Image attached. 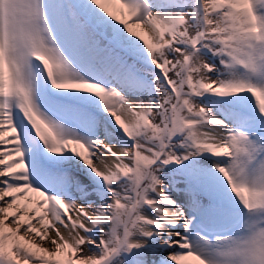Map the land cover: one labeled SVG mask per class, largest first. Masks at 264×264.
<instances>
[{
  "label": "snow or ice",
  "instance_id": "snow-or-ice-1",
  "mask_svg": "<svg viewBox=\"0 0 264 264\" xmlns=\"http://www.w3.org/2000/svg\"><path fill=\"white\" fill-rule=\"evenodd\" d=\"M0 264H264V0H0Z\"/></svg>",
  "mask_w": 264,
  "mask_h": 264
},
{
  "label": "bare ground",
  "instance_id": "bare-ground-1",
  "mask_svg": "<svg viewBox=\"0 0 264 264\" xmlns=\"http://www.w3.org/2000/svg\"><path fill=\"white\" fill-rule=\"evenodd\" d=\"M115 150H117V151H119V146L117 145V147H116V149Z\"/></svg>",
  "mask_w": 264,
  "mask_h": 264
}]
</instances>
